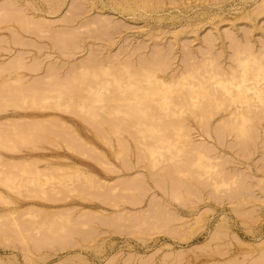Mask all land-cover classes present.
Returning a JSON list of instances; mask_svg holds the SVG:
<instances>
[{"label": "rangeland", "instance_id": "374dc122", "mask_svg": "<svg viewBox=\"0 0 264 264\" xmlns=\"http://www.w3.org/2000/svg\"><path fill=\"white\" fill-rule=\"evenodd\" d=\"M118 1L0 0V83L4 85L0 84V264H264V259L261 261L264 258V120L255 122L254 118L256 124L250 121L253 124L244 122L238 126L234 123L233 130L229 129L232 123L228 124L230 127L222 125L223 122L219 121L221 118L228 120L230 109L237 111V107L242 109L245 104L236 98L229 100L228 104L214 107L217 116L208 110L210 102L203 103L201 106L207 105L203 108L213 117H209L210 121L205 118L206 124L202 123L203 120L194 118L192 112L189 115V111L194 110L193 106H200V103L194 105L187 98L185 102L189 85L184 81L192 77L187 80L179 77L183 76V69L187 73L188 67L195 68L197 64L200 72L214 69V65L218 64L213 63L216 61L221 69L225 67L222 69L224 73H229L226 67H230L231 74L237 73L231 68L237 61L234 54L240 49H236L239 39L238 46L241 47L240 43L245 46L243 42L251 36L249 45H255V51L259 49L262 52L264 9L262 12L259 9L264 7V1L184 0L180 4L181 0H146L157 8L154 7V12L139 9L140 14L132 8L135 7L134 0H127L130 5L125 4L126 0L120 1L121 4ZM141 1L134 3L137 5ZM89 2H93L91 8ZM117 4L130 8H116ZM124 8L125 11H119ZM213 36L215 42H212ZM228 38H232V43ZM206 51L210 52L209 55ZM189 53L201 61L194 63L196 60L193 56L191 60ZM205 53L208 58L210 54H214L213 59L219 56L216 61L209 58L213 66L207 63L210 60L204 61L208 59ZM114 59L115 62L117 59L121 61V65L127 60V66L133 68L132 71L139 68L136 71L138 74L160 64L157 70L160 72L163 69V74L170 75L165 78L174 75L176 77L172 80H181L176 86H168L169 90L158 89V93H164L162 95L166 99H178L176 101H181L182 106L184 99L186 105L189 103L188 111L187 105L186 108L183 106L185 110L180 112L182 114L169 115V112L172 114L171 104L166 106L164 102L163 107L155 105L154 109L146 108L167 114L158 116L161 120L149 115L138 118L137 111L143 107L138 104L143 103V108L153 104V96L131 100L122 98L133 92L139 95L144 85L146 89L150 86L156 90L154 79L152 76L145 77L153 80L152 85L149 80H144V75L139 74L144 81L137 78V84L135 78L130 77V85H124V79L123 83L116 81L117 77L124 76L121 75L122 70L119 69L122 71L119 73L114 68L119 63H115ZM102 60L103 64L105 62L103 66ZM202 61L208 66L205 67ZM16 63H19L18 67H15ZM96 64L107 68L112 64L113 69H110L115 71L110 70L111 74L115 76L117 72L119 75L115 79L108 70L102 74L98 70L96 81L92 74L80 73L84 68L98 66ZM210 65L212 67L209 68ZM237 65L238 62L236 69ZM141 67L144 69L141 70ZM193 69L196 74L193 72V75L197 76L198 69ZM76 73V78L72 79ZM155 73L158 72L155 70ZM204 74L198 78L208 82L206 84L210 85L209 90L212 88V96L217 90L222 91L220 94L224 93L219 101L230 90L237 91L232 82L231 86L221 87L214 82V78ZM248 76L253 80L257 78L254 71ZM192 80L195 79H191L190 83ZM99 81L100 87L96 89L95 84ZM247 81L237 88L248 86L246 83L250 87L255 85L252 80ZM256 81V85H263L264 76ZM88 85H94L93 89L89 90ZM226 87H230L228 92ZM55 88L66 91L62 90L63 96H59L63 99H52L57 94ZM251 90H245L244 94L255 96L254 90ZM17 91L22 92L19 94ZM68 92H75L76 96L72 98ZM64 94H70L71 99ZM161 94L154 97L159 98ZM179 94L183 96L182 100H179ZM40 95H46L47 99ZM217 95L215 97L218 98L220 95ZM20 97L23 99L20 100ZM34 97H38L35 98L37 102L31 99ZM207 97L198 95L195 102H205L203 99ZM256 101V97L251 100L253 104ZM229 104L233 108L223 107ZM254 105L253 108L257 107ZM258 105L261 106L260 103ZM182 106L179 107L183 110ZM199 108L194 112L198 113L202 107ZM125 110L130 115H123ZM254 110L259 113L264 111L261 108V111L258 108ZM261 118L264 119V116ZM248 125L251 130L247 131ZM17 129L33 134V142H20ZM236 131L245 133V137ZM198 145L202 146L199 148L201 151L219 158L198 159L194 150L195 146L200 147ZM210 160L212 163H209ZM219 168L224 174L229 173L226 178L237 176V179L233 178L237 181L231 183L229 179L230 184L216 188L212 178L220 179L216 176ZM236 202H239L237 207ZM155 223L157 225L153 227ZM52 227L53 233H49ZM217 227L226 232L221 231L222 239L219 236L211 240L210 236ZM182 229L192 233H181ZM181 234H186L187 239H183ZM213 247L215 251L222 249L224 252H215Z\"/></svg>", "mask_w": 264, "mask_h": 264}, {"label": "bare ground", "instance_id": "6f19581e", "mask_svg": "<svg viewBox=\"0 0 264 264\" xmlns=\"http://www.w3.org/2000/svg\"><path fill=\"white\" fill-rule=\"evenodd\" d=\"M114 1H116V0H114ZM120 1H122V2H124L123 0H120ZM120 1H118V3L120 2ZM127 1V0H126ZM126 1H125V4H127V5H130L129 3V1H127V3H126ZM133 1V0H132ZM134 1H136V0H134ZM134 1H133V4L135 5V7H132V8H134L135 10L134 11H139V9H142V11H149L150 12V10H153V12H154V10H156V9H154V7L155 8H157L156 6H153L152 4H150V3H147L146 2V0H144V3L141 1L140 3H137V5L134 3ZM148 2H149V0H147ZM171 1V0H170ZM264 1V0H263ZM139 2V1H138ZM152 3L153 2H155V1H151ZM174 2H176V1H174ZM182 2H184V0L182 1L181 0V2H180V4L182 3ZM186 2H188V3H190L189 1H186ZM185 2V3H186ZM193 2V1H192ZM132 3V2H131ZM142 3V4H141ZM161 3H163L162 1H161ZM173 3V2H172ZM176 3H178V2H176ZM93 4V2L92 3H90L89 2V5H90V8H91V5ZM120 4H121V2H120ZM119 4V5H120ZM140 4V5H139ZM170 4V3H169ZM111 5H112V3H111ZM155 5V4H154ZM159 6H160V4H158ZM157 5V6H158ZM164 5V4H163ZM173 5H176V4H173ZM179 5V4H178ZM264 5V4H263ZM93 6V5H92ZM103 6V5H102ZM109 7H110V5H108ZM116 6V5H115ZM183 6V5H182ZM262 6V5H261ZM108 7V8H109ZM113 7V6H112ZM121 8L122 6L120 5V6H118V4H117V7L116 8ZM123 7H125L126 9H127V7H126V5H123ZM122 7V8H123ZM138 7V8H137ZM115 8V7H114ZM122 9V10H120L119 9V11H125L126 9ZM128 8H130V7H128ZM158 8H160V7H158ZM161 8H163V7H161ZM179 8V7H178ZM264 9V7H262L261 9H259L260 10V12H262L261 10H263ZM111 10H112V8H111ZM114 10V9H113ZM118 10V9H117ZM133 10V9H132ZM127 11H129V9L127 10ZM159 11H160V9H159ZM164 11V10H163ZM117 12V11H116ZM130 12H131V9H130ZM133 12V11H132ZM142 13V14H145V13ZM158 12V11H157ZM259 12V11H258ZM118 13V12H117ZM126 13V12H125ZM128 13V12H127ZM147 13V12H146ZM156 13V12H155ZM121 14H123V12H121ZM131 14V13H130ZM135 13H133V15H134ZM138 14H140L139 12H138ZM255 14V13H254ZM258 14V13H257ZM132 15V16H133ZM136 15V14H135ZM247 15V14H246ZM143 16V15H142ZM141 16V17H142ZM176 16V15H175ZM245 16V15H244ZM249 16V15H248ZM151 17V16H150ZM246 18H248L247 16H245ZM245 17H243V18H245ZM146 18V17H145ZM30 27V26H29ZM40 27V26H39ZM183 28V27H182ZM175 31V30H174ZM178 31V30H177ZM236 32V31H235ZM177 33V32H176ZM229 33V32H228ZM174 34H175V32H174ZM196 34V33H195ZM248 35H250V33H247ZM253 33H251V35H252ZM176 35V34H175ZM228 35V34H227ZM246 35V34H245ZM196 36V35H195ZM212 36V35H211ZM215 36V35H214ZM214 36H213V38H214ZM235 36V35H234ZM247 36V35H246ZM246 36H244V37H246ZM155 37V36H154ZM173 37V36H172ZM215 37H218V35H216ZM232 37V36H231ZM249 37H251V36H249ZM249 37H246V38H244V39H246V40H244V41H246V42H243L244 43V45L245 46H243L242 45V43H240L241 44V47L240 46H238V42L240 41L241 42V39H239V41L237 42L236 40H238V36H237V39L236 40H234V41H236L237 43V46H236V49L237 48H240V49H234V50H236L235 51V54H234V52H232L235 56L234 57H236L235 58V60H237L236 62H238V65L237 66H239V67H237V69H236V62H234L235 63V67H233V68H235V69H233V68H231L232 70H234L235 72H237V73H235L234 74V72H233V74H231L232 73V71H230V67H226V69L227 68H229V73L228 74H226V72H228V71H226L225 73H224V71L222 70L223 68H225L224 66H223V68L221 69V65H219V62H217L216 61V57H218L219 58V56L218 55H216V56H214L215 58V60L212 58V56L214 55V54H210V56L211 57H209V58H211L213 61H216V62H213V61H211L209 58H208V56H206V54L210 51H206L207 53H205V57L206 58H208V59H206V60H204V61H208V60H210V61H208L207 63H210V64H212V62L214 63V64H216V63H218L217 65H214V64H212V66L214 65V69L216 70V71H214V69H213V67L210 65L209 66V68L210 67H212V69L210 68V69H208V70H205V69H203V70H205L206 72H200L201 70H199L198 68H200V67H198L197 68V66H199L197 63V66L195 65V64H193V62L191 63V62H188V64L189 65H195L196 67V69L194 68V67H192L191 68V66L190 67H188L189 65L187 64V67L189 68V69H187V67L185 66L184 68H186L188 71H187V73L185 72V69H183L184 71H183V73H182V77H181V75H179V77L180 78H183V79H186L187 80V78H189V76L190 77H192L191 79H195V80H192V82L193 81H195V82H191L190 83V81H191V79H188L189 81H184L185 83H187L188 85H189V87H188V91L186 90V92H185V94H186V97L184 96L185 94H182L184 97H185V102H186V98H187V100L188 101H192V103L194 104V105H196V104H198L199 105V103H200V106H197V108H195L194 106H193V108H194V110H196V109H198L199 107L201 108L202 107V109H200V110H198L197 112L198 113H195L194 112V110L192 109V111L190 110L189 111V115H190V113L194 116V118L195 117H198V118H200V119H202L203 120V122L202 123H204L205 121H207L208 120V118L209 117H213L212 116V114L211 113H209L208 111H206L205 110V108H203V107H206L207 105H204V106H201V105H203V103H212V102H214V103H218V104H216V106H214L215 104L214 103H212L213 104V106L209 103L208 105L210 106V107H208L207 106V108H208V110H210V112H216V110H214L213 108L214 107H217L219 104H226L227 102H229V100H237L236 98H239V99H241L242 101V103H245L244 105H242L241 107H242V109H239V107H237V111L236 110H234V109H230L228 112V117L229 118H227V116H226V118L228 119L227 121H224V120H226L225 118H221L222 120L221 121H219V122H221V124H222V122H223V124L222 125H225V124H229V123H232V127H230L231 125H228L227 127H230L229 129L230 130H233V127H234V123H237V126L240 124V123H244V122H248L249 124H253V123H250V121L251 122H254V120H255V122H258V121H260V120H264L263 118H261L262 116H264V111H262V113H259V112H257L256 110H254L253 111V109H255V108H258V110H260V108H261V110H263L264 109V83H263V85H260V84H258V85H256V83H258V81H256L257 79H260V77L263 75L264 76V61H261L260 59H264V50L262 49L261 51L262 52H260L259 51V49H257L256 51H257V53H256V51H255V49L253 48V47H255V45H253V47L251 46V45H249ZM159 38V37H158ZM197 38V37H196ZM212 37L210 38L211 40L213 39ZM218 39V38H217ZM229 39V41L231 42V40L230 39H232V38H228ZM157 40V39H156ZM160 40V39H159ZM193 40V39H192ZM215 40V38L212 40V42H215L214 41ZM252 40V39H251ZM173 41H174V39H173ZM208 41H209V39H208ZM233 41V42H234ZM247 42H248V44H247ZM174 43V42H173ZM232 43V42H231ZM213 44V43H212ZM166 45V44H165ZM215 46V45H214ZM213 46V47H214ZM233 46V45H232ZM243 46V47H242ZM209 47V46H208ZM163 48V47H162ZM233 48H235V47H233ZM241 48H243V49H241ZM187 49H189V51L191 52L192 50H190L191 48L190 47H187ZM208 49V48H207ZM238 51V52H237ZM172 52V51H171ZM201 52V51H200ZM187 54H188V52H186ZM210 53V52H209ZM209 53H208V55H209ZM232 53H231V55H232ZM238 53V54H237ZM202 54V53H201ZM238 56H237V55ZM176 55V54H175ZM190 56H191V60H192V54L190 55V53H189V58H190ZM195 56V55H194ZM193 56V57H194ZM203 56V55H202ZM201 56V57H202ZM221 56V55H220ZM175 57V56H174ZM205 57H204V59H205ZM232 57V56H231ZM196 57H194V59H195ZM233 58V57H232ZM123 59V58H122ZM122 59H119V60H122ZM201 59V58H200ZM234 59V58H233ZM124 60H125V58H124ZM196 61H194V63L195 62H197V60L198 59H195ZM218 60V59H217ZM231 60V59H230ZM103 61L104 60H102V66L105 64V62H104V64H103ZM113 61V60H112ZM118 61V59L116 60V62H115V59H114V62L115 63H118L117 62ZM127 61V60H126ZM124 62V63H126V64H124L123 62V64L121 65L120 64V62L118 63V65H116V67H114L115 69H116V71H119V69L120 70H122L123 71V73L121 74L122 75V77L123 78H119V77H121V76H119V77H117V79H116V76H118L119 74L117 73V72H115V74H117V75H115L114 76V74H111V72H113V71H115V70H111V69H113V67H111V65H109V67L111 68H107L108 66H104V67H102V66H99L98 64H101V63H98V64H96V65H98V66H96V67H92V66H90V68H84V69H82V70H84V71H81L80 73H82V74H92L91 76H93L94 78L96 77V78H98V75H97V71L99 70V72H100V74H102V73H104V72H106V70H108L107 72L109 73L110 72V70H111V72L109 73L110 75H112L113 77H115V79H116V81L117 80H121L120 82H122V80H123V82H125V84L124 85H130V83H131V81L130 82H128V79L131 77V78H135L134 80L137 82V84H138V81L137 80H142L141 79V77H139L140 75L141 76H143L144 77V80L145 79H147L148 77L147 76H152L151 78H153L154 79V81L153 80H149V79H147V81L148 82H150V83H152V81L153 82H155L154 84L156 85L155 87H157L156 88V90H157V92H156V90L154 89V88H150V86H149V88L148 89H146L147 87H145V85H144V88H142V89H140V94L138 95V94H136V92H133V94H131L130 96H123V98H122V100H131V99H134V98H146L147 96H149V97H152V103L153 104H150V105H148V106H146L147 105V103L145 104V108H143L144 107V105H143V103L142 104H138V102H137V104L138 105H142L143 107H140V106H138V107H140V109H139V111H137V112H139L138 114H136V116L138 117V118H140L141 119V116H144V115H149V116H154V117H164V116H167V114H160V113H158V112H154V110H151L152 109V107H153V109L155 108L154 106L155 105H157L156 107L158 108V106H161V107H163V103L164 102H166L167 104H166V106L168 105V106H170V104H171V106H170V108L172 109H170L171 111H172V114H171V112H169V110H168V112L170 113H168L169 115H177V113H180V112H182V111H184L185 109H184V107L183 106H185V108H186V106H187V111H188V108L190 107L189 106V103H188V101H187V105H186V103L183 101L184 99H183V96L181 95V94H179L180 95V98H179V100H182V102H183V106H182V103H181V101H176V100H178V99H176V100H172L173 98H169V99H166V96H163V95H165L164 93H158V89L159 90H163V91H166V90H169V88L170 87H168V86H176V84H177V82H179V80H181V79H173L172 80V78H174V77H176V76H174L173 75V77L172 78H170L169 77V79H170V81H169V79H167L168 77H166L165 78V76L167 75H165V74H163V73H165V72H162V70L163 69H161V71L159 72V70H157L158 69V66H160V64L157 66V64L156 65H154L155 67H153V68H151V67H149V68H151V70H149V68H146V70L144 69V67H141L140 69L142 70V69H144V70H142V72H139V74L138 73H136V71H138V69H136V71H135V69L132 71V69L133 68H128L129 66H127V62ZM190 61V60H189ZM199 61V60H198ZM201 61V60H200ZM199 61V62H200ZM17 62V61H16ZM109 62V61H108ZM107 62V63H108ZM232 62H233V60H232ZM263 62V63H262ZM142 63V62H141ZM202 63H205L206 64V62H203L202 61ZM202 63H199V64H202ZM17 64H19V63H16L15 64V67L17 66ZM119 64L121 65V66H123V65H125V66H123L122 68H120L121 66H119ZM136 64V63H135ZM143 64V63H142ZM185 64V63H184ZM183 64V65H184ZM113 65H114V63H113ZM112 65V66H113ZM129 65V64H128ZM144 65V64H143ZM219 65V66H218ZM20 66V65H19ZM118 66V67H117ZM134 66V65H133ZM151 66V65H150ZM162 66V65H161ZM205 66V65H204ZM208 66V64H206V66L205 67H207ZM216 66H217V68H216ZM12 67V66H11ZM18 67V66H17ZM87 67V66H86ZM98 67V68H97ZM101 67V68H100ZM140 67V66H139ZM147 67V66H146ZM218 67H220L219 69H218ZM156 68V69H155ZM160 68V67H159ZM167 68V67H166ZM165 68V69H166ZM194 68V69H193ZM250 68H252L253 70H250ZM20 69V68H19ZM155 69L156 70V72H158V73H161V75L163 74L164 75V77L163 76H161L160 77V75L157 73H155V70L153 71V70ZM192 69L193 70H197L198 69V71H196L197 72V76H195L196 74H195V72L194 71H192ZM141 70H139V71H141ZM182 70V69H181ZM189 70H191V71H189ZM217 70H219V72L217 71ZM228 70V69H227ZM238 70V71H237ZM79 71V70H78ZM122 71H119V73H121ZM164 71V70H163ZM178 71V70H177ZM222 71V72H221ZM239 71H240V73H239ZM253 71H254V74L256 75V79H252L251 77H249L248 75H250V74H253ZM9 72H10V70H9ZM77 72V71H76ZM94 72H96V73H94ZM171 72V71H170ZM174 72V71H173ZM193 72H194V74L195 75H193ZM198 72H200V73H198ZM176 73V72H175ZM175 73H173V74H175ZM202 73H205L204 75H206V73L208 74V77L209 78H214V82L217 84V85H220L221 87H224V85H227V84H230V86H231V82L233 83V84H235V86H240V84H243V82H246L247 80H252L253 82H254V84L256 85H254V86H252V87H250L251 85H249L248 83H246V85H248V86H245V87H242V88H237L236 87V89H237V91H235V90H230L229 92H228V90H227V88L229 89L230 87H226V90H227V92L231 95V96H229V94L228 95H226V96H228V97H226L225 95L223 96L224 98H222V100L221 101H219V99L222 97V95L224 94V93H222V94H220L219 92H222L221 90H214V91H216L215 93V95H217V94H219V95H217V96H219L218 98L217 97H215V95L214 96H212L213 95V93H210V92H212L211 90H212V88H211V90H209L208 88H210L209 86V84H206V83H208V82H205V80H203V78H198L199 77V75H202ZM221 73H224V74H226V75H224V74H221ZM1 74V73H0ZM3 74H4V72H3ZM17 74V73H16ZM77 74L78 73H76V74H74V76H73V78L72 77H70V78H72V79H74V78H76V76H77ZM135 74H137V75H135ZM172 74V73H171ZM180 74V73H179ZM237 74V75H236ZM7 75V74H6ZM73 75V74H72ZM178 75V74H177ZM127 78H126V77ZM167 76H170V75H167ZM1 77V76H0ZM48 77L50 78V75H48ZM47 77V78H48ZM113 77H111V78H113ZM145 77H147V78H145ZM178 77V76H177ZM186 77V78H185ZM204 78H207L208 79V77H206V76H203ZM20 78V77H19ZM95 78V80L96 81H98L97 79ZM137 78H139V79H137ZM150 78V79H151ZM5 79H6V77H5ZM137 79V80H136ZM206 79V80H207ZM2 80V79H1ZM144 80H142V81H144ZM178 80V81H177ZM202 80L204 81L203 83H202ZM209 80V79H208ZM16 81V80H15ZM146 81V80H145ZM5 82V81H4ZM17 82V81H16ZM19 82V81H18ZM17 82V83H18ZM22 82V81H21ZM104 82H109V81H105L104 80ZM122 82V83H123ZM140 82V81H139ZM183 82V83H184ZM122 83H120L121 85H123ZM143 83V82H142ZM180 83V82H179ZM196 83V84H195ZM210 83V82H209ZM1 85H2V83H0ZM20 84V83H19ZM99 84H101L100 83V81H99V83H97V84H95L96 85V89H98L100 86H99ZM203 84V85H202ZM210 84H212V82L210 83ZM232 84V85H233ZM69 85V84H68ZM78 85V84H77ZM76 85V86H77ZM152 85H153V83H152ZM198 85H201L200 87L198 86ZM205 85H207V86H205ZM2 86H4V85H2ZM18 86V85H17ZM34 86V85H33ZM58 86V85H57ZM64 86V85H63ZM89 87H88V89L90 90V89H93V86H91V85H88ZM213 86V85H212ZM214 86H215V84H214ZM242 86H244V84L242 85ZM48 87V86H47ZM65 87H66V85H65ZM2 87H0V89H1ZM14 88V87H13ZM20 88V87H19ZM28 88V87H27ZM64 88V87H63ZM3 89H6V88H3ZM17 89V88H16ZM34 89V88H33ZM56 90H54V92H56L57 94L55 95L54 94V97L52 98V99H55V97L57 98V99H55V101H57V100H60V99H63V97H60V99H59V96H63V94H62V92L64 91L62 88H61V91L59 90V89H57V88H55ZM65 89V88H64ZM214 89V88H213ZM215 89H216V87H215ZM247 89H249V90H254V94H255V96H251L252 94H249L247 91V93L248 94H244V92H245V90H247ZM7 90V89H6ZM12 90V89H11ZM45 90V89H44ZM63 90V91H62ZM66 90V89H65ZM68 90V89H67ZM71 91H73V89H70ZM84 90V89H83ZM171 90V89H170ZM251 90V91H252ZM29 91H31L30 89H29ZM34 91H36V90H34ZM39 91H41V90H39ZM162 91V92H163ZM175 91V90H174ZM232 91V92H231ZM8 92V91H7ZM6 92V93H7ZM17 92H19V91H17ZM22 92V91H21ZM21 92H19V94H21ZM33 92V91H32ZM46 92V91H45ZM44 92V93H45ZM66 91H64V93H65ZM171 92H172V90H171ZM187 92H188V94H187ZM35 94L37 93V91L36 92H34ZM40 93V92H39ZM41 93H42V91H41ZM68 93H70V92H68ZM67 93V94H68ZM75 92H73L72 94H71V97L72 98H74L75 96H76V94H74ZM154 93H157V94H154ZM207 93V94H206ZM33 94V93H32ZM32 94H30V96H32ZM62 94V95H61ZM66 94V95H67ZM70 94L69 95H67V96H69V98L71 99V97H70ZM79 94V93H78ZM160 95L161 94V97H159V98H155L154 97V95ZM208 94H210V96L208 95ZM37 95H38V93H37ZM65 94H64V96H66ZM81 95V94H80ZM167 95V94H166ZM188 95V96H187ZM198 95H202V96H205V97H207L206 98V100H204L203 99V101H205V102H202V100H198L197 102H195V100L197 99V96ZM24 96H26L25 94H24ZM33 96H36V95H34L33 94ZM40 96H42V95H40ZM46 96V95H45ZM45 96H42L43 97V99L45 98V99H47V97H45ZM58 96V97H57ZM168 96V95H167ZM5 97V96H4ZM231 97V98H230ZM256 97V99H258V102L256 101V103H254L255 105H257V107H255V108H253V102H251V100L252 101H254V98ZM6 98V97H5ZM27 98H29V97H27ZM26 98V99H27ZM35 98H38V97H34V98H31V99H34L35 100ZM41 98V97H40ZM68 97H67V99L70 101V99H69ZM110 98V97H109ZM112 98V97H111ZM226 98H230V99H226ZM3 99V98H2ZM21 99H23L22 97H20V100ZM30 99V100H31ZM65 100V102L66 101H68L66 98H64ZM113 99V98H112ZM175 99V98H174ZM224 99V100H223ZM29 100V99H28ZM27 100V101H28ZM29 100V101H30ZM114 100V99H113ZM139 100V99H138ZM217 100V101H216ZM226 100H228V101H226ZM231 100V101H232ZM4 101V100H3ZM10 101V100H9ZM37 101H38V99H37ZM36 100L34 101V102H37ZM54 101V102H55ZM69 101L68 102H66V103H69ZM148 101V100H147ZM223 101H225L224 103H223ZM230 101V102H231ZM33 102V101H32ZM142 102H144V101H142ZM201 102H202V104H201ZM220 102V103H219ZM251 102V103H250ZM145 103V102H144ZM149 103V102H148ZM169 103V104H168ZM192 103L190 102V104L192 105ZM258 103H260V105L261 106H259L258 105ZM54 104H56V102L54 103ZM136 104V103H135ZM136 104V105H137ZM228 104V103H227ZM231 104V103H230ZM230 104L229 105H223V107H226V106H229L230 108H233V107H231L230 106ZM14 105V104H13ZM16 105V104H15ZM126 105H128V104H126ZM135 105V106H136ZM235 105V104H234ZM254 105V106H255ZM179 106H182L183 107V110H182V108H180ZM212 106V107H211ZM233 106V105H232ZM134 107V106H133ZM149 107H151V111H149V110H147V109H149ZM161 107H159V108H161ZM219 107V106H218ZM229 107H226V108H228L229 109ZM245 107V108H244ZM147 108V109H146ZM157 108L155 109L156 111H157ZM169 108V107H168ZM210 108V109H209ZM235 108V107H234ZM252 109V111H250L251 109ZM131 109V108H130ZM134 110H136V107H134L133 108ZM145 109L147 110V111H145ZM213 109V110H212ZM224 109V108H223ZM132 110V109H131ZM134 110H132V111H134ZM138 110V109H137ZM159 110V109H158ZM166 110V109H165ZM202 110L204 111V112H202ZM240 110V111H239ZM260 110V111H261ZM161 111V110H160ZM186 111V112H187ZM218 111V110H217ZM224 111H227V109H224ZM255 111L257 112L256 114H255ZM137 112H135V113H137ZM215 112L213 113V115H215V116H217L216 114H215ZM248 112H249V114H248ZM254 112V113H253ZM122 114L123 115H125V114H128V112H126V110L125 111H122ZM180 114H182V113H180ZM219 114V113H218ZM260 114H263V115H260ZM128 115H130V114H128ZM162 115V116H161ZM169 115H168V117H169ZM211 115V116H210ZM224 115H226V114H224ZM93 116L95 117V114H93ZM259 116V117H258ZM129 117V116H128ZM132 117V116H131ZM130 117V118H131ZM134 117H135V115H134ZM133 117V118H134ZM137 117H136V119H137ZM145 117V116H144ZM143 117V118H144ZM148 116H146V118H147ZM154 117H153V120H155L154 119ZM156 118V119H159V120H161L160 118ZM257 117H258V119H257ZM132 118V119H133ZM149 118H151V117H149ZM170 118V117H169ZM207 119V120H204V119ZM238 118H240V119H238ZM255 118V119H254ZM260 118V119H259ZM164 119V118H163ZM167 119V118H166ZM166 119H165V121H166ZM254 119V120H253ZM135 120V119H134ZM152 120V119H151ZM159 120H157V121H159ZM184 120V122H185V119H183ZM209 121H210V118H209ZM240 121V122H239ZM36 122V121H35ZM179 122V121H178ZM254 122V123H255ZM139 123V122H138ZM197 123V122H196ZM33 124H34V122H33ZM204 124H206V123H204ZM256 124V123H255ZM255 124H254V126H255ZM260 124V123H259ZM264 124V123H263ZM35 125V124H34ZM200 125V124H199ZM201 125H203V124H201ZM219 125H220V123H219ZM14 127L16 126V125H13ZM24 126V125H23ZM25 126H28V125H25ZM24 126V127H25ZM171 126H174V125H171ZM186 126V130H187V132H188V127H187V125H185ZM204 126V125H203ZM236 126V124H235V127H237ZM241 126V125H240ZM239 126V127H240ZM251 126V125H250ZM253 126V129L255 128ZM33 127V126H32ZM35 127V126H34ZM41 127H43V126H41ZM180 127V126H179ZM184 127V126H183ZM224 127V126H223ZM227 127H225V129L227 128ZM264 127V126H263ZM17 128H20V126L19 127H17ZM23 128V127H22ZM40 128V127H39ZM220 128H222V126H220ZM245 128H246V126H245ZM245 128H243V129H245ZM162 129V128H161ZM182 129V128H181ZM184 129V128H183ZM214 129V128H213ZM224 129V128H223ZM236 129V128H235ZM234 129V130H235ZM240 129H242V127H240ZM250 128H249V125L247 126V131L249 130ZM257 129V128H256ZM18 130V133H20L19 135L18 134H16L19 138V141L20 142H23V143H26L27 141H32L33 139H35L34 137H33V139H32V136H33V134L31 135V134H29V133H27V131L28 130H23V129H21V130H19V129H17ZM23 130V131H22ZM31 130V129H30ZM35 130H37V129H35ZM34 130V131H35ZM159 130H160V128H159ZM191 130H193V129H191ZM201 130V129H200ZM204 130V129H203ZM222 130V129H221ZM251 130V129H250ZM25 131V132H24ZM204 131H206V130H204ZM31 132V131H30ZM219 132V131H218ZM224 132V131H223ZM237 133H239L238 131H236ZM245 132H246V130H245ZM55 133V132H54ZM189 133V132H188ZM242 133V132H241ZM249 135L251 134V132L249 133V132H247ZM252 133H254V132H252ZM256 133V132H255ZM186 134V133H185ZM243 134H245V133H243ZM243 134H240L239 133V135H243ZM258 134V133H257ZM256 134V135H257ZM1 135V134H0ZM31 135V136H30ZM54 135V134H53ZM239 135H236V137L237 136H239ZM254 135V134H253ZM6 136V135H5ZM16 136V137H17ZM235 136V135H234ZM4 137V136H3ZM208 137H209V135H208ZM241 137V136H240ZM242 137H245L244 135L242 136ZM249 137V136H248ZM247 137V138H248ZM251 137H253V136H251ZM7 138V137H6ZM29 138H31V140H28ZM40 138H41V136H40ZM215 138V137H214ZM14 139V138H13ZM17 139V138H16ZM17 139V140H18ZM46 139V138H45ZM239 139V138H238ZM253 139V138H252ZM252 139H250V140H252ZM37 140H39V139H36V141ZM41 140H42V138H41ZM247 140V139H246ZM2 141H4L3 139H2ZM9 141V140H8ZM13 141V140H12ZM35 141V140H34ZM189 141V140H188ZM245 141V140H244ZM33 142V141H32ZM40 142V141H39ZM190 142V141H189ZM206 142V141H205ZM4 143V142H3ZM6 143H8L7 141H6ZM13 143H14V141H13ZM12 143V144H13ZM204 143V142H203ZM247 143V142H246ZM195 144V143H194ZM196 144H198V143H196ZM195 144V145H196ZM201 144V143H200ZM208 144V143H207ZM4 145V144H3ZM2 145V146H3ZM10 145V144H9ZM18 145V144H17ZM27 145V144H26ZM32 145V144H31ZM187 145L189 146V144L187 143ZM190 145H192V142L190 143ZM244 145V144H243ZM5 146H6V144H5ZM11 146V145H10ZM14 146V145H13ZM21 146H23V145H21ZM198 146H200V145H198ZM9 147V146H8ZM12 147V146H11ZM190 147H192V148H194V146H190ZM208 147V146H207ZM207 147H206V149H207ZM199 148H202V146H200V147H198V148H196V146H195V153H197V158L198 159H201V158H203V157H206V158H208V159H215V160H217L219 157H218V155H217V157H215V155L213 154V155H208V153L209 152H206L205 150H203V151H201V149H199ZM191 149V148H190ZM189 150V149H188ZM187 150V151H188ZM193 150V151H194ZM210 150V149H209ZM187 151H185V153L187 152ZM191 151V150H190ZM215 151V150H214ZM189 152V151H188ZM194 153V154H195ZM186 154H188V153H186ZM190 154V153H189ZM183 156H184V154H183ZM186 156H188V155H186ZM196 156V155H195ZM213 156V157H212ZM217 158V159H216ZM193 159V158H192ZM191 160V159H190ZM203 160V159H202ZM211 160H210V162L209 163H212L211 162ZM185 161V160H184ZM199 162V161H198ZM186 163V162H185ZM208 165V164H207ZM16 166V165H15ZM185 166V165H184ZM215 166H216V161H215ZM26 168V167H25ZM53 169V168H52ZM183 169H184V167H183ZM188 169V168H187ZM220 170L219 171H216L217 173H216V176L218 175V177H220V179H217V177H215V178H212V182H214L213 184H214V186L217 188V187H219L220 185H224V184H230V183H228L229 182V179L231 180L230 182L231 183H235L237 180H235V181H233L234 179L233 178H235V179H237L236 177L237 176H233L232 175V173H231V177H229V178H226L225 176L226 175H228L227 173H223V171H222V168H219ZM26 170V169H25ZM262 170V169H261ZM184 171H186V170H184ZM183 171V172H184ZM13 172V171H12ZM187 172V171H186ZM38 173V172H37ZM185 173V172H184ZM34 174V173H33ZM190 174V173H189ZM8 175V174H7ZM187 176H189L188 174H187ZM6 177V176H5ZM191 177V176H190ZM193 177V176H192ZM12 178V177H11ZM9 179V178H8ZM239 180V179H238ZM89 181H91L90 180V178H89ZM187 181H188V179H187ZM210 185H211V183H210ZM238 186V185H237ZM236 186V187H237ZM196 190H198V189H196ZM185 192L184 193H186V194H188L187 193V191L186 190H184ZM199 191V190H198ZM235 191H237V190H235ZM198 193H200V192H198ZM182 194V193H181ZM180 196H178L177 198H179ZM184 197V196H183ZM187 197H188V195H187ZM181 198V197H180ZM211 198V197H210ZM242 198V197H241ZM183 200H185V198H183ZM242 200V199H241ZM241 200L239 201L240 203H241ZM247 200V199H246ZM243 201H245V198H244V200ZM239 202H236L237 203V205H235L236 207L238 206V204H239ZM139 211V210H138ZM136 213H138V212H136ZM138 214H140V212L138 213ZM140 216V215H139ZM142 220H144V219H142ZM146 221V220H145ZM18 224V223H17ZM16 224V225H17ZM156 225H157V223H155L154 224V226L153 227H156ZM222 225V224H221ZM173 227H174V225H173ZM178 227V226H177ZM181 227V226H180ZM193 228V227H192ZM51 229L53 230V227L52 228H50V230L49 231H51ZM19 230V229H18ZM188 230V229H187ZM188 231H190V228H189V230ZM221 231H222V227H217L215 230H214V233H212L211 234V236H210V239L212 240V239H218L219 238V236H221L220 235V233H221ZM69 232V231H68ZM184 232H186L185 230H184ZM183 232V229H182V231H181V233H184ZM222 232H226V231H222ZM48 233V232H47ZM49 233H53L52 231L51 232H49ZM186 233H188V232H186ZM190 233H192V232H190ZM190 233H188V234H190ZM46 234V233H45ZM69 234V233H68ZM67 233H66V235H68ZM48 235V234H47ZM49 236V235H48ZM52 236H54V235H52ZM67 237V236H66ZM181 237H183V239H187V235L186 234H181ZM49 238V237H48ZM223 238V236H221L219 239H222ZM182 239V240H183ZM25 241V240H24ZM37 243H38V241H37ZM208 243V242H207ZM260 244V243H259ZM206 246H208L207 244H205ZM206 246H204V247H206ZM209 247V246H208ZM207 247V248H208ZM212 250H214L215 251V249H214V247H213V249ZM211 250V252H214V251H212ZM219 251H215V252H224V251H222V249L220 250V249H218ZM261 251V250H260ZM214 252V253H215ZM180 253V252H179ZM225 253H226V251H225ZM224 253V254H225ZM182 254V253H181ZM212 254V253H211ZM174 255H175V253H174ZM179 255V254H178ZM177 255V256H178ZM259 255H260V253H259ZM264 255V254H263ZM258 256V255H257ZM263 257V256H262ZM234 259V258H233ZM254 259V258H253ZM252 259V260H253ZM264 258H262L261 259V261L263 260ZM229 261H231V259L229 260ZM260 261V262H261ZM255 262H257V261H255ZM253 263H254V261H253ZM258 263V262H257ZM257 263H255V264H257ZM227 264V263H226ZM229 264H231V262H229ZM259 264V263H258Z\"/></svg>", "mask_w": 264, "mask_h": 264}]
</instances>
